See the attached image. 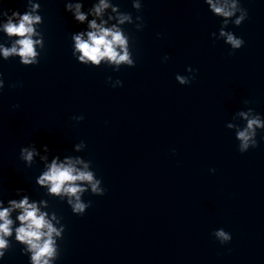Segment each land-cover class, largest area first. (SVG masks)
Here are the masks:
<instances>
[{"label": "clouds", "instance_id": "clouds-1", "mask_svg": "<svg viewBox=\"0 0 264 264\" xmlns=\"http://www.w3.org/2000/svg\"><path fill=\"white\" fill-rule=\"evenodd\" d=\"M210 6L211 11L217 16L224 17L225 23L228 18H231L238 10L236 0H206ZM38 5H32V11L34 12ZM69 11L72 10V5L66 6ZM74 18L76 21L83 23L87 19V15L81 11L82 5L77 3L75 6ZM110 5L107 0H99V4L95 5L92 9V13L100 17L105 9ZM133 7L139 9L140 4L136 3ZM113 11H116L113 8ZM13 17L19 16V22L14 23L10 17L6 24L3 26V30L9 36H18V39L13 47L3 48L0 51L3 52L5 58L11 55H18L21 57V61L25 65L37 64L36 57L38 53L35 51L34 45L39 44V40H33L34 35H38L33 27L34 24L40 22V16L33 15L32 12H26L20 15L17 12L12 13ZM247 17V12L242 11V14L237 17L235 24L239 26L242 21ZM111 19V17H109ZM130 15H120L118 17V23L124 24L126 21L131 23ZM138 19H143L138 17ZM105 21L97 23L95 19L88 22V27L91 29L86 33L87 39L84 38V33L75 34L73 40L75 41V50L80 53L78 60L81 63L91 62L93 65H100L102 60H107L109 63L116 66L128 65L134 67L135 63L131 58V54L128 48V39L123 34L121 29L113 24L112 27H105ZM139 27V26H138ZM221 36L226 37V42L232 46L233 49H240L244 45L242 38H237L231 33H226L223 30L220 32ZM18 45L19 47H17ZM167 60V57L164 58ZM188 71H192L191 68ZM176 79L181 84L190 83L189 78L177 76ZM194 79V77L192 78ZM241 117L247 120V127L237 132V139L240 141L239 151L244 153L249 146L253 148L257 146L255 139L256 129L264 128V122L259 117L248 118V114L241 112ZM231 127V125H229ZM47 151V145L44 146ZM23 158L26 161L31 162L34 152L28 149H23ZM80 163L81 161H76ZM88 165H84L85 170L77 169L71 160L66 163H57L56 159H53L48 166V170L45 171L39 178L37 183L39 185H49V192L56 195H67L70 199L69 204L72 205L73 212L84 213L85 208L89 205L81 202L80 194L86 189L81 187L76 182H87L91 185L93 193L104 195L105 189L100 187V180L94 179V175L91 171L87 170ZM211 171H215L212 169ZM74 198V201L73 199ZM11 208H4L0 210V249H3L7 245V241L4 239L6 236L11 235V228L13 221L9 219L11 209H21L22 212L18 215L17 219L20 221V227L16 229V239L28 245V250L32 252L31 260L32 264H50V259L56 254L55 241L53 236H59L58 231L53 224L47 220L46 213L41 212L36 203H29L28 197L24 196L19 202L16 200L9 201ZM55 219V217H53ZM214 235L222 243L231 240V236L223 229L217 230ZM3 253L0 252V256Z\"/></svg>", "mask_w": 264, "mask_h": 264}]
</instances>
